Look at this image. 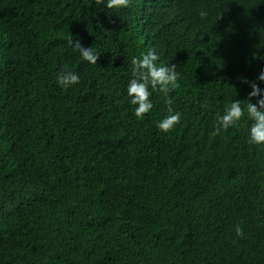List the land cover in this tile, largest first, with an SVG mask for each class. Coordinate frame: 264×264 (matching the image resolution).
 Returning <instances> with one entry per match:
<instances>
[{"label":"trees","instance_id":"16d2710c","mask_svg":"<svg viewBox=\"0 0 264 264\" xmlns=\"http://www.w3.org/2000/svg\"><path fill=\"white\" fill-rule=\"evenodd\" d=\"M149 50L180 73L168 133L127 94ZM262 69L264 0H0V264H264V144L246 108L212 135Z\"/></svg>","mask_w":264,"mask_h":264},{"label":"clouds","instance_id":"9594fccd","mask_svg":"<svg viewBox=\"0 0 264 264\" xmlns=\"http://www.w3.org/2000/svg\"><path fill=\"white\" fill-rule=\"evenodd\" d=\"M96 5H104L105 7L120 8L127 7L129 0H95ZM201 18L207 16L206 11H200ZM68 45L78 51L83 60L97 64L99 53L90 47H84L79 39H68ZM159 57L153 50H149L141 58L133 57L132 79L127 86V94L131 98L130 103L137 105L135 107V116L142 119L152 108L153 104L150 99L152 91H158L165 96V104L168 106L167 114L162 118L157 127L164 133L170 132L181 120V112L174 111L171 107L173 98L169 95L171 91L179 87L178 78L180 73L176 70V64H160L157 63ZM258 80L264 81V69L261 70ZM80 80L79 74L74 71H60L56 74V82L67 88L71 85L78 84ZM250 83L252 91L248 93V99L245 107L241 106V100H233L228 105L224 113L216 115V124L212 135H220L229 128L239 126L241 118L245 115V108L248 117L252 123L248 131V142L250 144H264V89H260L255 81H242ZM151 89V91H150ZM252 97H259L254 104L251 102ZM237 235L242 236V229L236 227Z\"/></svg>","mask_w":264,"mask_h":264}]
</instances>
